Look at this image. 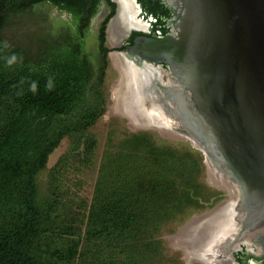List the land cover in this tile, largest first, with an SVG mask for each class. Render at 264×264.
Wrapping results in <instances>:
<instances>
[{"label":"trees","instance_id":"trees-1","mask_svg":"<svg viewBox=\"0 0 264 264\" xmlns=\"http://www.w3.org/2000/svg\"><path fill=\"white\" fill-rule=\"evenodd\" d=\"M99 1L0 0V264H152L162 249L161 225L221 198L202 181L201 151L145 130L116 144L109 139L89 200L69 185L66 154L47 166L65 136L75 135L68 151L74 153L103 111L97 85L111 51L104 43L113 1L102 0L109 11L98 26L93 86L94 66L82 46ZM136 1L140 17L150 21L143 35L167 32L170 8L160 0ZM43 2L75 16V29L56 46L27 55L4 38L6 14ZM140 34L132 31L129 41ZM83 141L75 155L87 156L91 143Z\"/></svg>","mask_w":264,"mask_h":264},{"label":"water","instance_id":"water-1","mask_svg":"<svg viewBox=\"0 0 264 264\" xmlns=\"http://www.w3.org/2000/svg\"><path fill=\"white\" fill-rule=\"evenodd\" d=\"M111 1L115 11L106 32L121 15V2ZM132 1L138 14V4ZM169 3L168 32L160 37L136 35L124 49H117L118 44L108 54L116 51L134 68L144 66L137 68L142 91L162 74L145 65L167 66L156 96H145L150 107L174 122V130L231 181L235 208L245 215L241 227L258 226L260 217L252 226V216L258 212L257 202L264 201V0ZM259 228L255 241L264 257V229Z\"/></svg>","mask_w":264,"mask_h":264},{"label":"rangeland","instance_id":"rangeland-1","mask_svg":"<svg viewBox=\"0 0 264 264\" xmlns=\"http://www.w3.org/2000/svg\"><path fill=\"white\" fill-rule=\"evenodd\" d=\"M107 12L108 9L106 4L100 0L83 34V50L94 66V77L90 81L92 86L96 84L97 81L96 78L101 58L98 51V26ZM76 20L75 16H72L67 11L48 2L38 3L27 6L24 9L7 12L3 35L11 46L21 49L27 55H34L43 51V48L46 47L45 45L50 48L56 46L59 42H63V34L65 35V33H67L69 35L74 32ZM147 30H149V27ZM118 38H116V40ZM122 42H124V40ZM104 45L111 49V51L116 48L115 46H111L108 40L105 41ZM106 58L107 66L103 71V80L97 85L104 98V102L102 104H96H98L99 108H103V111L97 116L94 123L85 129V137L83 136L82 142L79 143V147L73 150L74 153L80 152L83 150V139L88 140L91 146L87 150V156L83 157L84 155H75L74 153L68 152L69 148L74 145L75 135H72L63 137L59 145L48 156L47 161V166L51 167L56 163L58 158L66 154L68 158V168H66L65 174L70 180L69 185L71 186V182H74L75 185L71 186V188L75 190L78 195L87 200H89L91 196L98 165L109 139L111 143L116 144L119 139L128 132L145 130L169 142H176L178 144L187 142L193 148L198 149L181 133L174 131L167 133L161 132L154 126L145 124L133 125L129 122V117L125 113L112 112L110 109L113 103L112 88L119 78V72L112 65L110 54L107 53ZM71 154L73 155L70 156ZM203 165L204 171L202 181L211 188V192L219 191L221 194L223 193L221 198L211 206L208 205L201 210L185 212L161 225L157 236L162 242V249L151 261L152 264H202L192 260V258H190V260L187 259L185 252L189 251L191 245L190 241L187 238L183 240L181 237L176 240L177 238L174 236L178 235L180 230L193 218L206 215L230 200V194L227 193V189L225 190L221 185L215 184L213 182L214 180H211L207 163L204 161V155ZM183 233L184 231L181 232L179 236ZM241 251L244 252L243 247L237 248L236 251H234V255ZM213 264H223V262ZM249 264L257 263L250 260Z\"/></svg>","mask_w":264,"mask_h":264},{"label":"bare ground","instance_id":"bare-ground-1","mask_svg":"<svg viewBox=\"0 0 264 264\" xmlns=\"http://www.w3.org/2000/svg\"><path fill=\"white\" fill-rule=\"evenodd\" d=\"M121 2V15L116 24L110 23L107 28V39L113 46L119 44V39L122 30L138 28L145 30L146 22L137 19L136 11L132 0H119ZM123 35V34H122ZM112 65L118 70L119 78L112 88L111 105L112 112L125 113L129 118V122L133 125H150L159 129L161 132H176L174 129V122L150 107L147 99L143 96L142 87L137 71L131 64H128L127 59H123L120 53L112 52L110 54ZM128 74L130 79H128ZM176 124V123H175ZM179 133V132H178ZM209 176L215 184H219L227 189L230 194V200L223 205L218 206L212 212L202 215L199 218H193L184 226L178 235L174 237L178 240L179 237L187 238L190 241V248L185 252L187 259L198 261L202 264H213L223 262V264H236L230 251L237 248L235 244L236 228L239 227L236 215L232 218L234 212V204L237 201V193L234 191V186L227 178L219 174L217 170L207 163ZM254 211V217L263 216L264 201L257 202ZM259 213V214H258ZM228 217H231L228 219ZM243 216L239 218L242 219ZM227 218V220H225ZM225 220V221H224ZM222 221V223H221ZM184 233L179 236L181 232ZM186 232V233H185ZM244 237H242L243 239ZM247 237L244 238L246 240ZM237 241V240H236ZM230 243V244H229Z\"/></svg>","mask_w":264,"mask_h":264},{"label":"flooded vegetation","instance_id":"flooded-vegetation-1","mask_svg":"<svg viewBox=\"0 0 264 264\" xmlns=\"http://www.w3.org/2000/svg\"><path fill=\"white\" fill-rule=\"evenodd\" d=\"M160 1L162 3H164L165 6H167V7L170 8L169 0H160ZM137 8L139 9V13L136 14L137 15V18L139 17L138 20L140 19L143 22H146V29L145 30L139 29L138 31L141 32V34H147V33L150 32V29L147 30L148 27L150 28V21H149V19H143L142 17H140V7H139V4H138V7ZM107 9L109 11V7L108 6H107ZM170 13H171V16H172V10H171V8H170ZM166 23H167V21H166ZM132 31H137V30L130 29L129 32L127 33V35L124 34V35H122L121 37L118 38L119 40L117 39L119 41V47L117 49L122 50V49H124L127 46V44H130L132 42V40L129 41V37H130ZM168 31H169V27H168L167 32ZM165 33H163L162 35H158V33H150L149 36H152V37H160V36H163ZM106 36H107V32H106V27H105V40H108L106 38ZM123 40H124V42H122ZM114 49H112V50H114ZM107 53H109V51ZM130 63H131V61H130ZM138 66L139 65L135 64V67H137V68L144 67V66H139V67ZM145 66L155 67V68L158 69L157 71H161L162 72V74H161L160 77L157 76V75L155 76V79H153L154 82H152V85H150V82H148V85L149 86L145 87L143 89L142 93H141L143 96H148L150 94L153 95V92H155L154 94L156 96V92L159 91V88H158L159 86L158 85L159 84L160 85H164V78H165V72H167V66L165 64L161 63V62L160 63H157V62L153 63L152 62L151 64L145 65ZM235 206L236 205H234V209H233L234 212H232L233 214L231 215V217L233 218L234 215H236V218H237V222H238L239 227H237L236 228V231H234V232L236 233L235 236H238L239 237V240H238V238H236L237 241L234 240V238H232V239H233V241H235V244L237 245V248L243 247L244 252L241 251L240 253L234 255V251H236L237 248H235L234 250L230 251V254L232 256L233 261L236 264H249V262L251 260V261H253V262L257 263V264H264V257L262 256V252H261L260 246L255 241L256 240V236H255L256 233L257 232H261L259 226L261 225V227H263V229H264V221H263L264 220V214H263V216H258V217H260L259 218L260 223H259L258 226L252 227L253 230H255L254 232H252V228L244 229V228L241 227V224L243 223L242 221H243V218L245 217V215L243 213L237 211V208H235ZM240 216H243L242 219L239 218ZM231 217H228V219H230ZM253 219H255V218H253ZM225 220H227V218ZM221 223H222V221H221ZM255 223H256V219L253 222L252 226L255 225ZM242 237H244V238L247 237V239L244 240V238L242 239ZM237 255H239V257L241 258V260H242L241 262H239L237 260Z\"/></svg>","mask_w":264,"mask_h":264}]
</instances>
